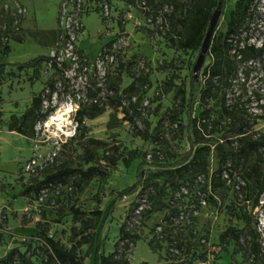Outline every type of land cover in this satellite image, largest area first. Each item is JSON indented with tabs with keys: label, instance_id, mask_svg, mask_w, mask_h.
<instances>
[{
	"label": "rangeland",
	"instance_id": "374dc122",
	"mask_svg": "<svg viewBox=\"0 0 264 264\" xmlns=\"http://www.w3.org/2000/svg\"><path fill=\"white\" fill-rule=\"evenodd\" d=\"M60 1L0 0V27L6 23V33H10L5 42L0 41V256L2 251L8 250L4 247L7 244H16L21 252L26 250L19 241L28 240L32 235H19V239H16L13 233L20 225L22 214L30 219V224L43 218L49 225V235L69 247L71 227L74 225L69 206L74 204L86 213L96 207L104 208L117 191L135 182L136 165L145 156V177L155 187L153 186V193L143 204V209L148 212L145 216L141 215L139 224L134 222L140 239L127 250L130 264L140 261L149 264H262L248 255L242 238L238 243L229 239L222 247L219 245L218 235L228 226L242 228V212L251 214L256 184L254 176H248L245 171L256 165L258 171L264 173V151L250 152L237 161L234 159V167L233 162L228 161L231 181H236L237 177L241 178L243 175L245 187L237 190L233 185L225 184L211 192L212 196L206 199L205 206L198 203V199L199 193L208 194L206 180L217 167L219 152L214 140L208 143L210 148L204 170L207 179L204 177L203 182L198 184L195 181L188 182V191L185 189L187 193L182 189L185 183L179 184V179L170 180V167L163 166L184 154L189 146L188 136L191 132L185 127L183 112L178 113L174 119L170 117L179 108L176 98L178 88L188 89L190 71L199 52L181 51L170 41L175 34L173 20L186 0H112L110 21L101 20L100 15L94 11L82 17L85 32L77 39V47L81 46L83 51L80 50L86 54L89 62L103 46L123 37L124 42H121L116 61L109 68L107 80L118 76L120 81H116V84L121 90L133 78L138 79L136 87L127 92V95L138 100L135 107V127L123 119V112L119 107L115 111L119 121L109 127L107 121L114 109L107 103L102 114L92 119L84 118L82 135H76L60 145L55 144L53 139L42 138L40 132L35 134L34 126L32 138L10 133L12 131L9 128L30 105L31 98L46 85L51 83L55 91L53 109L64 102H71V109L74 110L85 97L87 84L94 80L91 71L84 78L76 68L61 73L46 62L40 63L34 70L17 69L11 65L38 55L50 56L56 47ZM236 1L223 0V14L218 17L213 32L215 35L225 31L228 12L233 9ZM17 6L23 9L20 31L11 33L10 16ZM240 33L241 43L242 38L248 36L249 44L257 47L264 44V0L258 2L247 28H242ZM5 45H8L9 51L3 54L2 48ZM208 62L209 57L205 55L197 74V93L204 80L202 69ZM169 82H172V86L167 90ZM42 94L46 95L44 91ZM101 96L103 92L98 95ZM206 108L208 113L205 116L209 122H217L211 125L213 139L221 138V134L234 138L236 130L246 120L249 122L247 135L255 136L264 132V59L250 58L239 62L237 74L229 77L225 85H219L217 95L208 100ZM202 110L197 100L194 115L200 116ZM74 112H70L71 118ZM146 124L147 133L152 131L153 134L161 135L159 143L154 142L153 137L143 138L135 134V128L144 131ZM86 138H94L102 144L88 145V151L84 153ZM129 150H136L138 157L131 161L129 167H125L121 158L127 156ZM52 152L56 154L49 161ZM88 153L92 155L90 160L87 158ZM35 154L40 155L46 164L27 174L24 166L28 158ZM147 154H150L149 158L146 157ZM90 165L105 169L106 174L95 175L76 188L70 179L66 185L60 186L58 193L47 190L42 202H34V193L27 195L22 202L20 191L33 178L40 179L45 172L56 167L68 166L85 170ZM136 200L137 197L132 194L115 202L102 230L103 253L113 250L128 208ZM171 204L176 206V220L180 212L183 214L178 222L173 219V225L178 226L175 230L182 248L174 257L167 253L164 242L160 244L153 241L156 246L154 250L148 247L151 235L158 233L155 226L163 221ZM192 209L196 210L195 214ZM1 214L6 216V221H3ZM32 251L34 253L31 255ZM78 253L83 264H93L92 251H87L86 244L78 249ZM26 255L31 264H42L44 259L43 249L38 248V243H32Z\"/></svg>",
	"mask_w": 264,
	"mask_h": 264
},
{
	"label": "trees",
	"instance_id": "16d2710c",
	"mask_svg": "<svg viewBox=\"0 0 264 264\" xmlns=\"http://www.w3.org/2000/svg\"><path fill=\"white\" fill-rule=\"evenodd\" d=\"M217 1L218 0H186V2L181 5L182 8L180 13L175 16L173 20L175 27L174 38H170L171 44L176 49L181 51H199L208 27L209 19L216 8ZM259 1L260 0H237L235 2L233 9L228 12L225 31L219 32L216 35L214 33L212 34L210 45L206 53L209 57V62L202 69L204 80L200 90L197 93L199 79L198 76H193L191 70L188 89L186 90L184 87L178 88L176 98L178 100L177 104L179 108L170 116L174 119L178 113L183 112L186 118L185 127L189 128L191 131L188 136L189 146L184 154L180 158L163 165L164 167H170L168 170L170 180L179 179V184H184L188 182L193 183L198 175H202L207 179L204 170L210 148V144L208 143L211 140H214L216 143V148L219 152V159L216 169L206 180V183L208 182L210 187V192L206 194V199L212 196L211 192L225 185V181L221 177L223 170H227L229 175H231V167L228 166V161L233 162L234 167L236 166L234 159L237 161L244 158L250 152H256L258 150L264 151V132L257 133L255 136L247 135L246 128L249 127V122L247 120L238 127L233 136L234 138L221 134V138L213 139L211 125L217 122H214L213 120L209 122V119L205 116L208 113L206 108L208 100L217 95L220 84L224 83L225 85L229 77L237 74L239 62L250 58L264 59V44L259 47L254 44H249L247 42L248 36L242 38V43L240 39V31L242 28H247V23L252 19ZM221 14H223V1L220 9V15ZM57 36L58 30H56V37ZM234 48H237V51H234L231 54V51H233ZM8 51V45L3 46V54L8 53ZM79 52L82 54L83 58L87 57L81 50H79ZM50 60L51 58L48 55H38L28 61L15 62L11 65L17 69L34 68L42 62H49ZM110 79L105 82V86L107 84V93L103 96L104 100H102V97H98L102 88L96 85V80H93L87 87L85 92L86 99L79 103L74 114V119L78 126L76 131L77 134L73 137H76V135H82V129L85 128L83 123L84 118L92 119L102 114L107 103L114 109V112L109 115L107 121L109 127L119 121L115 114L118 107L120 108V111L123 112V119L127 120L133 127H135L134 117L137 113L135 107L138 100L136 98L135 100H132V96L127 95V92L136 87L138 79L133 78L129 85L121 90H119L118 84H116V81H120V78L116 76L115 79ZM171 86L172 82H169L167 90H169ZM49 88L50 91H52L53 85L50 84ZM43 90L44 88L31 98L30 105L23 110L9 130L26 138L33 137V126L36 119L44 116L40 113L41 95ZM197 100H199L203 108L200 116L194 115ZM123 101L125 104H123ZM224 108L226 109V107ZM147 127L148 124H146L144 131L135 128V134L141 135L143 138L153 137L154 142L159 143V140L162 139L161 135H158L157 133L153 134L152 131L147 133ZM93 144L101 145L102 143L94 138H86L85 143L83 144V152L87 153V146ZM137 157L136 150H129L127 156L122 157L121 160L125 167H129L131 161ZM154 157L162 158V156L158 157V155H154ZM87 158L88 160L92 159V155L88 153ZM109 159L112 158L110 157ZM146 164L145 156H143L136 165L135 182L128 187L117 191L109 199L104 208L96 207L86 213L78 209L74 204L69 206L71 221L74 224L71 227L69 247H66L63 243L49 235V225L41 218V220L35 222L37 232L28 240L24 239L19 241V244L26 247V250L21 252L18 246L8 249L2 256H0V264H31L26 252L30 250L32 243H38V248L43 249L44 259L42 264H83L78 249L85 244L87 245V251H92L93 264H130L127 250L132 243L140 239L137 230H135L134 221L132 220L134 210L140 203V195L145 194L147 200L150 194L153 193L155 187V185H153L154 187L150 185L149 178L145 177L144 167ZM245 172L248 176H254L256 184V193L251 204L252 209L256 203L257 196L262 190H264V173L259 172L256 165L251 166L249 170ZM105 174V169L95 165H90L85 170L68 166L56 167L54 170L45 172L42 178H33L31 182L26 183L22 187L20 195L27 196L30 193H34V196L36 197L42 187L49 186V184L51 186H64L70 179L74 188H76L81 182L89 180L95 175L104 176ZM241 178H244V176L242 175ZM245 185L240 189H243ZM51 186H49V189H51ZM132 194L137 197V200L132 202L128 208L125 219L120 226L119 237L114 244L113 250L105 254L102 252V230L105 222L108 216L112 213L115 202ZM175 209L176 206L172 204L171 207L169 206L167 208L168 212L163 216V221L157 225L161 226L160 232L151 235L150 240L152 242L150 240L148 242V247L151 250L156 249V246L153 245V241L160 244L163 242L166 243L167 253L173 257L177 256L176 254L180 253L182 250L180 246L181 243L177 238L175 230L178 226L173 225V219L176 217L174 215L177 214L175 213ZM147 212L148 210L142 209L140 213L141 220V215L145 216ZM1 215L3 221H6V216L4 214ZM240 219L243 222L242 228L228 226L219 233V245L224 247L229 239H234L235 242L238 243L239 239L242 238L247 247V253L252 260L260 261L264 264V252L260 250L257 241L258 235L254 230L251 215L242 212ZM29 221L30 219L26 218L25 214L21 215V225H25ZM157 226H155V228ZM1 237L2 234L0 232V238ZM33 253V251L30 252L31 255ZM134 264L149 263L146 261H140ZM178 264L185 263L179 262Z\"/></svg>",
	"mask_w": 264,
	"mask_h": 264
},
{
	"label": "built area",
	"instance_id": "2783aa9c",
	"mask_svg": "<svg viewBox=\"0 0 264 264\" xmlns=\"http://www.w3.org/2000/svg\"><path fill=\"white\" fill-rule=\"evenodd\" d=\"M97 9L100 15L101 20L107 22L110 21L112 16V5L111 0H61L59 3L58 9V16H57V30L58 36L56 41V47L51 51L50 58L51 60L48 63L50 66L54 67L57 71L61 73H65L66 70H74L75 68L78 69L81 75L85 77L88 71H91L94 75V80H96V85L100 86L101 92H103V96L107 93L105 88V82L107 80L109 74V68L112 67L114 62L116 61V56L121 48V42H124L123 37L116 38L113 40L108 46H103L96 57L89 62L88 58H83L82 54L79 52V48L77 47V39L85 32V27L82 22V17L87 14L88 12ZM23 15V9L18 7L10 16L11 22V33H18L20 31V22L21 16ZM0 41L5 42L8 38L9 32L6 33L8 27L6 23H3L0 27ZM51 84V83H50ZM44 87V94L41 95V106H40V113L44 115L43 117H39L35 121L34 129L35 134L40 132L42 138L46 139H53L55 144H62L66 142L68 139L73 137L77 131V122L74 119V116L70 117V112L76 111L79 103L76 105L77 108L74 110L71 109L72 103L64 102L60 104L56 109H53V101L55 99V91L54 89L50 91L49 85ZM90 83L87 84V87ZM87 90V89H86ZM54 94V95H53ZM103 96L102 99H103ZM86 97L83 96L81 102L85 100ZM132 100H135L132 97ZM67 104L69 106V113H68V123L61 128H57L54 123H52L51 119L53 115L61 108V105ZM123 104L125 102L123 101ZM75 114V112H74ZM50 122L52 124H50ZM51 128L52 130H49ZM56 152H52L49 155V161H52L53 157L55 156ZM147 158L150 157V154L146 155ZM40 155H33L28 158L25 166L24 171L29 174L34 172L36 169H41L45 166L46 162L41 160ZM229 166V165H228ZM221 177L224 179L226 185H233L235 189H240L242 186L245 185V182L242 178L237 177L236 181H231L229 177V173L227 170L222 171ZM204 176L198 175L195 184L203 182ZM49 186H51L49 184ZM49 186H44L39 190V193L34 199V202H42L45 200L46 191L50 190ZM61 185L51 186V190H55L58 193L59 188ZM206 190L209 193L210 187L206 185ZM70 190L71 187H68ZM182 189H187V183L182 186ZM185 190V193L187 191ZM140 203L137 208L134 210V216L132 220L139 224L140 213L143 209V204L146 201V195H140ZM198 203L202 206L206 205V192L199 193ZM194 214L196 213L195 209H192ZM251 217L253 220V227L255 232L257 233V241L260 247V250L264 252V190H262L259 195L257 196L256 203L251 209ZM183 218L182 212H180L178 219L174 218L176 222L179 219ZM156 229L158 232L161 230V226H157ZM203 264H206L203 262Z\"/></svg>",
	"mask_w": 264,
	"mask_h": 264
},
{
	"label": "water",
	"instance_id": "95a60500",
	"mask_svg": "<svg viewBox=\"0 0 264 264\" xmlns=\"http://www.w3.org/2000/svg\"><path fill=\"white\" fill-rule=\"evenodd\" d=\"M222 1L223 0L217 1L216 8L212 12V15L209 19L208 27H207V30L205 32L204 38L202 40L197 58L193 64L192 72H193V76H195V77L197 76L198 71L200 70V68L203 64L204 59H205V55L208 51L210 41H211V37H212L213 31H214V28L216 26L218 17L220 15V9H221V5H222Z\"/></svg>",
	"mask_w": 264,
	"mask_h": 264
},
{
	"label": "crops",
	"instance_id": "0c3cea01",
	"mask_svg": "<svg viewBox=\"0 0 264 264\" xmlns=\"http://www.w3.org/2000/svg\"><path fill=\"white\" fill-rule=\"evenodd\" d=\"M97 12L98 13V11H97V9H94V10H92V11H90V12ZM90 12H88L87 14H89ZM99 14V13H98ZM79 49H81L82 51H83V49L81 48V46L79 47ZM28 60H30V59H28ZM27 60V61H28ZM37 67V66H36ZM36 67H34V68H25L24 70H34ZM8 132H10V131H8ZM11 134H17L16 132H14V131H12V132H10ZM17 135H19V134H17ZM21 137H23V138H26V137H24V136H22V135H20ZM22 196V195H21ZM26 200V196H22V202H24ZM41 219V218H40ZM43 219V218H42ZM44 221V220H43ZM30 222V221H29ZM28 222V223H29ZM36 222V221H35ZM35 222L33 223V224H25V225H21L20 223V225H19V227L18 228H15L14 229V231H13V233L15 234V236H16V239H19L18 237H19V235H34L36 232H37V229H36V227H35ZM102 238H103V233H102ZM16 244H11L10 246H9V244H7V246H4V247H6L7 249H10V248H12V247H16L15 246ZM6 252V251H5ZM5 252H3L2 251V253H1V255H3ZM111 252V251H110ZM106 254V253H105Z\"/></svg>",
	"mask_w": 264,
	"mask_h": 264
},
{
	"label": "bare ground",
	"instance_id": "6f19581e",
	"mask_svg": "<svg viewBox=\"0 0 264 264\" xmlns=\"http://www.w3.org/2000/svg\"><path fill=\"white\" fill-rule=\"evenodd\" d=\"M70 109L67 104L61 105V108L56 111V113L53 115L51 121L56 125L57 128H61L64 125L68 123V113ZM50 122V124H52Z\"/></svg>",
	"mask_w": 264,
	"mask_h": 264
}]
</instances>
